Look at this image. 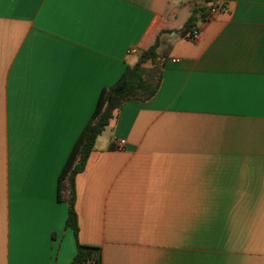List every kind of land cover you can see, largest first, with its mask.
<instances>
[{
	"label": "crops",
	"instance_id": "0c3cea01",
	"mask_svg": "<svg viewBox=\"0 0 264 264\" xmlns=\"http://www.w3.org/2000/svg\"><path fill=\"white\" fill-rule=\"evenodd\" d=\"M161 29L157 93L75 178V238L61 167ZM77 244L99 264H264V0H0V264H71Z\"/></svg>",
	"mask_w": 264,
	"mask_h": 264
},
{
	"label": "trees",
	"instance_id": "16d2710c",
	"mask_svg": "<svg viewBox=\"0 0 264 264\" xmlns=\"http://www.w3.org/2000/svg\"><path fill=\"white\" fill-rule=\"evenodd\" d=\"M209 0H205L208 2ZM194 11H206L205 7ZM204 17L205 15L202 14ZM191 16L182 26L181 33L189 35L194 22ZM168 30L156 31L151 40L139 49L137 61L127 66L121 76L109 87L102 88L97 97L95 106L82 130L75 139L57 178V200L66 202L67 218L65 225L77 236V217L74 208L75 178L85 169L87 159L93 149L96 138L101 134L109 121L127 102H146L158 91L162 62L158 56L157 48L162 34ZM99 264L96 253L92 248L77 244L76 253L71 264H90V261Z\"/></svg>",
	"mask_w": 264,
	"mask_h": 264
},
{
	"label": "built area",
	"instance_id": "2783aa9c",
	"mask_svg": "<svg viewBox=\"0 0 264 264\" xmlns=\"http://www.w3.org/2000/svg\"><path fill=\"white\" fill-rule=\"evenodd\" d=\"M213 12H214V9H211L209 13L211 14ZM199 37H200L199 31L197 29H195V28H192L190 33H189V35H188V39L191 40V41H196V40L199 39ZM115 143L118 146H121V145L124 144V141L123 140H117V141H115ZM90 264H97V263H95V261L92 258V260L90 261Z\"/></svg>",
	"mask_w": 264,
	"mask_h": 264
}]
</instances>
